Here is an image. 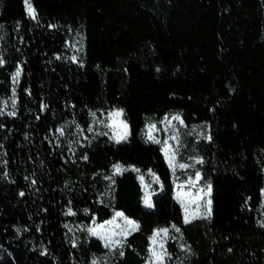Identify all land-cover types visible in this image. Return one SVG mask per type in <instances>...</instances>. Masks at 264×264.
<instances>
[{
	"label": "trees",
	"instance_id": "1",
	"mask_svg": "<svg viewBox=\"0 0 264 264\" xmlns=\"http://www.w3.org/2000/svg\"><path fill=\"white\" fill-rule=\"evenodd\" d=\"M31 4L35 19L24 0H0V100L21 71L16 114H0V264H93L107 249L89 228L115 211L138 224L116 264H146L164 228L165 264H264V0ZM111 109L126 142L88 131ZM169 112L185 123L180 161H203L207 219L185 222L146 136ZM116 165L131 169L110 184ZM132 168L158 181L151 208Z\"/></svg>",
	"mask_w": 264,
	"mask_h": 264
},
{
	"label": "rangeland",
	"instance_id": "2",
	"mask_svg": "<svg viewBox=\"0 0 264 264\" xmlns=\"http://www.w3.org/2000/svg\"><path fill=\"white\" fill-rule=\"evenodd\" d=\"M20 76L21 71L19 77H16L15 74L13 76L14 89L12 95L9 98L0 100V112L4 115H8L9 112H14L16 114L18 102L17 85ZM13 101H15V106H13ZM116 110L121 109L92 112V114L95 113V116L92 115V125L90 127L92 131L89 132L94 138L107 136L115 143L128 141L130 133L123 117V111L122 115L119 117H110L109 115ZM176 117H179V119H176ZM124 125H126V127ZM184 126V120L179 113L169 112L163 117L159 125H147L145 133L150 141L160 143L163 146V153L167 164L172 171L175 182L176 199L183 208L185 220L187 219L188 222H190L195 219H207L211 216L212 189L209 192V185L204 183L202 172L199 170L197 161L182 162L179 159L180 133ZM121 136H125L126 138L120 139ZM150 137L152 138L150 139ZM173 137H175V139ZM181 164L186 165L187 167L181 168L179 166ZM116 166H119L122 169L121 172L131 169L128 166ZM132 169L137 172L142 182L144 201L145 199L150 200L152 207V198L159 191L157 179L150 172L142 173L139 169ZM121 172H116L114 167L113 172L106 177L109 183L112 184L113 176ZM197 172L200 173L199 178L196 176ZM146 207L151 208L148 205H146ZM117 213L122 212L115 211L114 216L110 220L100 224L96 223L89 228V231H95V235L92 231H90V233L94 237L100 239L107 249L106 253L95 256L93 264H116L115 261L123 252L124 239L138 229L137 222L128 218L124 213L120 216H118ZM129 220L134 223H127ZM101 225H103V227H100ZM134 228L135 230H133ZM155 233L156 231L151 236L149 258L146 264H165V259L168 256V233L167 235L160 233L159 235H155V238L153 239ZM175 240L182 250H188V246L184 242L179 230L176 231ZM114 241H120L121 243H113ZM157 256L162 257V259H157Z\"/></svg>",
	"mask_w": 264,
	"mask_h": 264
},
{
	"label": "snow or ice",
	"instance_id": "3",
	"mask_svg": "<svg viewBox=\"0 0 264 264\" xmlns=\"http://www.w3.org/2000/svg\"><path fill=\"white\" fill-rule=\"evenodd\" d=\"M24 4H25V6H26V9H27V12H28L29 16H31L33 19H35V18H36V16H35V10H34V8L32 7L31 0H24ZM73 59H75V58H73ZM3 63H4V61H3V60H0V64H3ZM19 75H20V69H17V72L15 73V76H16V77H19ZM13 106H15V101H13ZM0 114H2V112H0ZM8 115H10V116H14L15 113H14V112H9ZM92 115L95 116V113H93ZM109 115H110V117H119V116L122 115V110H116V111H113V112H111ZM176 119H179V117H176ZM124 126L126 127V125H124ZM58 131H60L61 134H63V130H62V129H61V130H58ZM88 131H92V129L89 128ZM125 138H126L125 136H121V137H120V139H125ZM151 138H152V137H150V139H151ZM173 138L175 139V137H173ZM85 158H86V157H85ZM197 162L202 163L203 161H202V159H200V160H198ZM179 166H180L181 168L187 167L186 165H183V164H181V165H179ZM115 170H116V172H121V171H122V169H121L119 166H115ZM196 176H197V178H199L200 173L197 172V173H196ZM210 190H211V186L209 185V192H210ZM21 195H23V193H21ZM209 203H210V201H209ZM145 204L148 205L149 207H151V202H150V200L145 199ZM209 213H210V209H209ZM117 215L120 216V215H123V214H122V213H117ZM185 222L187 223L188 220L186 219ZM109 223H111V222H109ZM127 223H129V224H133L134 222H132V221L129 220V221H127ZM100 227H103V225H101ZM133 230H135V228H134ZM90 231H92V233H93L94 235L96 234L94 230H90ZM160 233H164L165 235H167V233H168V229H167V228H164V229H158V230H156V233L154 234L153 239L155 238V235H159ZM102 238H103V237H102ZM113 243H121V242H120V241H114ZM106 246H107V245H106ZM122 254H123V253H121V255H122ZM154 255H155V253H154ZM157 259H162V257L157 256Z\"/></svg>",
	"mask_w": 264,
	"mask_h": 264
}]
</instances>
